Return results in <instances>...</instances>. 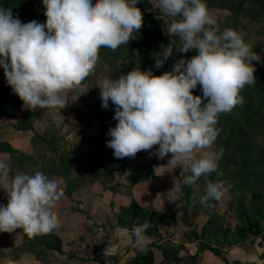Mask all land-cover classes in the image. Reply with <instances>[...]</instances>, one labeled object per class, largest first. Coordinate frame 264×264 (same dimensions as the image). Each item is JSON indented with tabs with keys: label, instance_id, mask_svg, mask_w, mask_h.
<instances>
[{
	"label": "clouds",
	"instance_id": "9594fccd",
	"mask_svg": "<svg viewBox=\"0 0 264 264\" xmlns=\"http://www.w3.org/2000/svg\"><path fill=\"white\" fill-rule=\"evenodd\" d=\"M139 2L42 0L43 24L23 23L11 9L0 7V68L24 108L61 110L78 100L82 94L66 93L94 74L100 49L115 51L135 39L143 25ZM156 7L174 18L169 31L179 44L170 40L161 45L155 68H161L174 49L197 54L177 60L160 76L134 69L117 79L105 78L99 86L102 107L111 100L118 121L109 129L106 145L117 159L158 146L155 155L160 159L172 154L168 167L188 164L191 175L183 183L192 185L217 170L220 153L208 151L200 158L196 153L212 148L220 131L219 115L243 104L240 93L256 83L253 61L260 62L261 56L236 30L219 31L204 0H157ZM198 85L202 96L193 95ZM10 172V164L0 160V188L8 196L7 205L0 206V232L22 229L35 237L58 230L61 220L55 209L64 195L59 180L39 171L10 178ZM224 191L222 181L207 180L200 203L211 208L210 201H219ZM169 193L174 202L176 188ZM150 227L148 221L133 224L137 243L148 239Z\"/></svg>",
	"mask_w": 264,
	"mask_h": 264
},
{
	"label": "rangeland",
	"instance_id": "374dc122",
	"mask_svg": "<svg viewBox=\"0 0 264 264\" xmlns=\"http://www.w3.org/2000/svg\"><path fill=\"white\" fill-rule=\"evenodd\" d=\"M152 11L156 17L163 19L162 35L172 34L169 25L172 17L164 16L156 7L157 0H150ZM42 2V0H41ZM95 0H93V4ZM206 4V3H205ZM43 5V3H42ZM207 6L210 15L216 20V27L223 31L222 25H232V21L225 16L226 12L214 6ZM13 16L21 22L28 23L29 18L21 13L12 11ZM240 33L245 37L252 50L261 56V61H253L255 68L264 66V22L239 18ZM175 35V34H172ZM174 41L173 38L170 39ZM169 40V42H170ZM179 44V40L177 41ZM191 59V58H189ZM187 60V59H185ZM106 65H100L92 79L85 80L82 85L66 93L68 97L82 94L78 100L69 101L64 109H38L31 111L32 131L26 133H14L10 130L0 132V142H7L12 148L22 151L27 159L23 163H14L9 155L1 154L0 160L6 161L11 166L10 178L16 174H34L39 171L49 178H57L62 191L65 189L64 179L72 178L83 172L86 166L91 168L94 164L103 166L116 165L113 180L109 184L95 181L92 185L79 189L73 194H65L57 204L55 211L59 214L61 227L52 232L62 241V252H56L48 248L38 246L36 240L29 237L22 229L12 233L0 232V264H126L138 253H145L148 245L169 243V245L182 246L180 251L181 264H225L219 257L209 251L201 252L195 258L200 242L209 243L221 251L231 264H264L261 254L264 252V232L249 233L245 237H239L235 230L237 227L246 226L247 220L242 218H254V206H249L245 217H234L230 207L231 196L228 191L220 199L215 209V214L221 217L220 224L224 225L227 233H212V228H202L206 225V216L203 214L197 219L192 213L185 216V202L180 190L179 182L188 169V164H180L178 167H168V161L172 158L169 153L163 159L155 155V149L141 151L132 157L117 159L113 150L107 147L110 140L108 135L111 118L107 109L112 105L109 100L108 107H102L100 87L105 79ZM23 109H17L12 115L0 114V126L6 127L16 123L21 117ZM100 113H103L100 115ZM45 135L51 140L44 157L40 148L33 144V135ZM46 146H44L45 148ZM64 151H74L76 155L66 159L61 156ZM215 148L205 149L196 153L197 158L204 156ZM113 155L118 160L112 163ZM93 157V158H92ZM95 160H92L94 159ZM97 160V161H96ZM94 161V162H93ZM70 167V168H69ZM141 168V169H140ZM151 169L153 175L148 176L143 169ZM69 170V175L67 174ZM137 173L147 174V179L134 182ZM63 174L64 176H59ZM176 188V200L171 199L173 188ZM253 187L245 188L238 193L244 201L250 199ZM134 200L138 204H145L151 208L163 210L173 215L169 220L160 225L155 232L148 234V239L143 243H137L131 230L124 228L127 225L118 221L115 213L119 206ZM8 196L0 188V206H6ZM260 204H264L261 202ZM262 226L264 216H257ZM200 233L198 238L192 230ZM147 235V234H146ZM33 245L32 252L24 254L14 248L25 244L26 241ZM222 238V239H221ZM155 263L161 260L160 251L153 249Z\"/></svg>",
	"mask_w": 264,
	"mask_h": 264
},
{
	"label": "trees",
	"instance_id": "16d2710c",
	"mask_svg": "<svg viewBox=\"0 0 264 264\" xmlns=\"http://www.w3.org/2000/svg\"><path fill=\"white\" fill-rule=\"evenodd\" d=\"M208 6H214L226 12L225 16L232 21V25H222V29L231 28L236 30L244 39L245 37L240 33L239 18H246L249 20L264 22V0H204ZM142 12L143 25L139 32H135V39L131 40L129 44L122 45L117 50L112 51L108 48L102 47L99 51V60L95 68L100 65L108 66L105 72V78L117 79L120 75H126L128 72L137 69L141 71L151 70L154 76L163 75L165 72L171 71L175 62L179 59H189L196 55L195 51L190 50L188 53H180L175 49L173 55L164 65L157 69L155 68V54L161 52V45L167 46L171 38L174 39V45L178 46V36L172 34L162 35V25H165L163 19L156 17L152 11V3L150 0H140L136 5ZM0 7L11 9L21 13L29 18V22L36 20L39 23H45L44 7L41 0H0ZM174 19V18H173ZM172 19V20H173ZM178 19V18H176ZM246 43V41H245ZM94 74L87 79H92ZM256 83L246 86L240 93L243 97V104L237 105L231 112L222 113L218 117L216 127L220 130L219 135L212 147L215 152L220 153L218 160V168L215 172L208 176H201L196 183L192 185H185L184 178L191 175L189 167L186 172L180 176V190L183 194V201L185 202V216L192 213V217L197 219L201 215H205L206 225L202 228V232L206 228H212V233H227L224 225L220 224L221 217L215 214V209L219 201H210L213 205L211 208L205 207L200 203V197L205 194L204 189L207 180L222 181L224 189L229 192L230 207L234 217H245L250 205L254 206V218H242L247 220L246 226L237 227L235 233L239 237H245L249 233H263L264 225L260 223L257 216H264V66L256 68L254 73ZM85 79V80H87ZM84 82V81H83ZM194 96H202L201 86H197L193 90ZM205 103L207 101H204ZM112 104V103H111ZM23 109L22 115L17 119L16 123L6 127L0 126V132L10 130L14 133H26L32 131L31 117L32 112L25 109L23 102L15 95L11 87L7 84L4 70L0 68V114L5 116L12 115L17 109ZM107 112L111 118L110 127L114 128L118 121L114 119L115 105H111ZM103 113H100L102 115ZM33 144L40 148L44 157H49L47 153L48 146H51V141L55 136L52 135L51 140H48L45 135H33ZM44 146H46L44 148ZM158 146H154L155 151ZM9 155L14 163H23L26 161V155L17 149L12 148L7 142H0V155ZM66 155V159L74 157V151H64L61 156ZM93 158V157H92ZM92 160H95L92 159ZM112 163H117L118 160L110 157ZM121 160V159H119ZM97 161V160H96ZM94 162V161H93ZM70 168V167H69ZM141 169V168H140ZM116 165L103 166L101 164H94L91 168L86 166L83 172L72 178L66 177L64 179L65 194H73L79 189L92 185L95 181L109 184L113 180L114 171L116 172ZM148 176L153 175L151 169H143ZM69 175V170H67ZM147 174L137 173L134 177V182L147 179ZM59 176H64L59 174ZM253 187L250 193V199L244 201L238 194L245 190V188ZM195 198V202H193ZM118 221L126 229H132L133 224L142 225L145 221L151 224V227L146 230V234L155 232L160 225H163L169 220H173V215H170L163 210L154 209L145 204H138L134 200L128 201L119 206V210L115 213ZM195 239L200 233L196 229L192 230ZM38 236L31 237L36 240ZM36 240L38 246L54 250L61 253L62 241L54 232L41 234ZM222 239V238H221ZM29 240L16 248L21 255L25 251L32 252L33 245L29 244ZM153 249L160 251L161 260L157 264H181L180 251L183 247L176 245H169V243L148 245L145 253H138L132 260L126 264H156L155 254ZM204 251H209L213 255L219 257L225 264H231L227 261L224 255L218 249L214 248L209 243L200 242L195 255L189 258L195 261L198 254ZM28 252V251H27ZM261 259L264 260V252L261 254ZM233 264H242L235 262Z\"/></svg>",
	"mask_w": 264,
	"mask_h": 264
}]
</instances>
